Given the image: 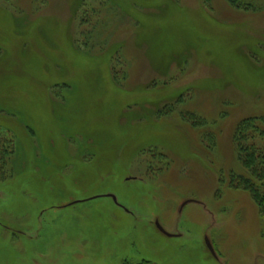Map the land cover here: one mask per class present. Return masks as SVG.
<instances>
[{
  "label": "rangeland",
  "instance_id": "obj_1",
  "mask_svg": "<svg viewBox=\"0 0 264 264\" xmlns=\"http://www.w3.org/2000/svg\"><path fill=\"white\" fill-rule=\"evenodd\" d=\"M251 1L0 0V264H264Z\"/></svg>",
  "mask_w": 264,
  "mask_h": 264
},
{
  "label": "trees",
  "instance_id": "obj_2",
  "mask_svg": "<svg viewBox=\"0 0 264 264\" xmlns=\"http://www.w3.org/2000/svg\"><path fill=\"white\" fill-rule=\"evenodd\" d=\"M205 4L210 0H202ZM241 8H254L251 0H227ZM234 141L238 159L242 161L247 174L233 175L231 185L247 190L259 209L264 212V116L243 119L237 126Z\"/></svg>",
  "mask_w": 264,
  "mask_h": 264
},
{
  "label": "water",
  "instance_id": "obj_3",
  "mask_svg": "<svg viewBox=\"0 0 264 264\" xmlns=\"http://www.w3.org/2000/svg\"><path fill=\"white\" fill-rule=\"evenodd\" d=\"M114 199L116 200L115 197H114ZM156 224H157L158 228H159L163 233L168 234V235H171V234H169L168 232H166V230H164V228L160 225L159 222H156ZM207 244H208V247L210 248V250L214 253V249H213L212 245L210 244L209 240H207Z\"/></svg>",
  "mask_w": 264,
  "mask_h": 264
}]
</instances>
